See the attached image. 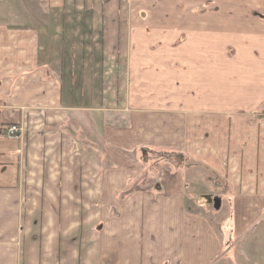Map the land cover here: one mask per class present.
I'll return each instance as SVG.
<instances>
[{
    "label": "crops",
    "instance_id": "1",
    "mask_svg": "<svg viewBox=\"0 0 264 264\" xmlns=\"http://www.w3.org/2000/svg\"><path fill=\"white\" fill-rule=\"evenodd\" d=\"M50 7L90 16L100 58L71 59L53 25L0 26V264H264V0ZM229 40L241 46H211ZM185 161L225 182L220 231L196 210ZM251 231L254 251L231 259Z\"/></svg>",
    "mask_w": 264,
    "mask_h": 264
},
{
    "label": "rangeland",
    "instance_id": "2",
    "mask_svg": "<svg viewBox=\"0 0 264 264\" xmlns=\"http://www.w3.org/2000/svg\"><path fill=\"white\" fill-rule=\"evenodd\" d=\"M135 1L136 0H130V2L134 3ZM62 8L57 7L50 10V0H0V26H3L9 30H19L23 32L24 30H28L30 27L34 26H36L39 30H43L47 25H53L55 34L59 32H65V34L69 35L71 43L69 55L71 56V59H76L79 56L84 57L85 55H89L92 59H95L96 62H98V58H100V55L98 54L100 53V45L99 40L93 41L91 40V36L89 35V33L92 31L90 16L87 15V13H78L72 9ZM154 14L157 15L159 13ZM51 16L54 17V22L49 24V18ZM139 42L142 41L140 40ZM148 42V48L152 53L156 52L160 48L166 47V41H158L156 39H151ZM239 42L240 41L238 40H229L224 42L213 41L211 46L215 48H227L229 49V51H231L230 53H232L237 50L238 47L241 46ZM184 43H187L185 39L179 40L176 43H172L171 41L170 45L172 48H179ZM193 46L194 45H192V47ZM233 59L237 58L232 54L231 60ZM125 64L126 66L128 65L126 62ZM110 66V63L107 64L106 67L108 70L111 69ZM122 74L124 80V77H126V75L128 74L127 70L126 72L123 70ZM94 75L96 76L95 88L93 87ZM98 75V71H96V73H88L89 79L87 89L88 91H90L91 95L94 92H98ZM138 154L141 153L139 152ZM149 155L150 163L156 164L158 161L160 163V160L157 156L158 151L151 152L149 153ZM191 162L192 161H185V163H183L185 165H183L182 167L183 171L185 172V175L187 176V188L189 184L193 183L195 185L192 190L189 187L187 192L189 194H191V192H194L196 194V198L192 199V202L196 203V210L203 213L205 216H207L208 219H211L215 229L217 231H220L221 226L228 221V219L231 217L232 212L230 203H228L227 200L224 199L225 190L227 189V187L224 186L225 182H223L222 178L216 176V174H212L211 172L207 171L205 167L194 168L193 163ZM163 169L166 170L167 168H161L157 166V169L152 170V174L157 175L159 174L158 172H160V170L163 172ZM173 170L174 168L172 166V171ZM204 188L206 189V191L204 190ZM204 193H206L207 195L211 194L213 197H219V199H213L212 197H210L211 199H213L214 203L212 206L208 207L203 197ZM215 200H219V209L215 208ZM252 237L253 232L251 231L249 234L247 233L246 236L242 237L240 240L234 238L233 247H230V249L233 250L234 256L236 257H231V259H237L238 257H242L243 255L245 256L244 253H250L249 250L251 251L253 249L254 251V247H256L257 242L254 243L255 241ZM250 243L251 246L248 248L247 245H250ZM234 245L236 246L234 247Z\"/></svg>",
    "mask_w": 264,
    "mask_h": 264
},
{
    "label": "built area",
    "instance_id": "3",
    "mask_svg": "<svg viewBox=\"0 0 264 264\" xmlns=\"http://www.w3.org/2000/svg\"><path fill=\"white\" fill-rule=\"evenodd\" d=\"M20 128L17 126L10 127L6 130V136L11 139H19L20 138Z\"/></svg>",
    "mask_w": 264,
    "mask_h": 264
},
{
    "label": "water",
    "instance_id": "4",
    "mask_svg": "<svg viewBox=\"0 0 264 264\" xmlns=\"http://www.w3.org/2000/svg\"><path fill=\"white\" fill-rule=\"evenodd\" d=\"M209 203H210V204H213L214 201H213V200H210ZM219 207H220V205H219V200H218V201L215 200V208H216V209H219Z\"/></svg>",
    "mask_w": 264,
    "mask_h": 264
}]
</instances>
